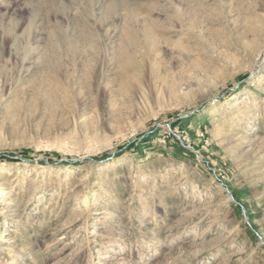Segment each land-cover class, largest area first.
<instances>
[{"label": "rangeland", "instance_id": "1", "mask_svg": "<svg viewBox=\"0 0 264 264\" xmlns=\"http://www.w3.org/2000/svg\"><path fill=\"white\" fill-rule=\"evenodd\" d=\"M0 264H264V0H0Z\"/></svg>", "mask_w": 264, "mask_h": 264}, {"label": "bare ground", "instance_id": "2", "mask_svg": "<svg viewBox=\"0 0 264 264\" xmlns=\"http://www.w3.org/2000/svg\"><path fill=\"white\" fill-rule=\"evenodd\" d=\"M117 59H118V58H117ZM125 61H127V60H125ZM131 61H132V60L128 58V63H131ZM123 63H124V62H123ZM135 64H136V63H135ZM129 65H130V64H129ZM120 66H121V65H120ZM128 70H129V69H128Z\"/></svg>", "mask_w": 264, "mask_h": 264}]
</instances>
